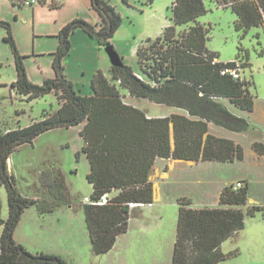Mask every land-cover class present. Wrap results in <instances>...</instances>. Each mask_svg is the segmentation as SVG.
I'll list each match as a JSON object with an SVG mask.
<instances>
[{
  "label": "trees",
  "instance_id": "trees-1",
  "mask_svg": "<svg viewBox=\"0 0 264 264\" xmlns=\"http://www.w3.org/2000/svg\"><path fill=\"white\" fill-rule=\"evenodd\" d=\"M10 1L25 6L22 0ZM213 1L231 8L237 15L234 27L243 35L253 26L264 29V0ZM91 3L101 17L100 27L81 18L67 22L57 34L58 46L52 53L54 74L40 84L28 78L25 56L17 50L11 25L0 20L17 73L11 87L26 100L53 93L58 103L55 111H45L39 120L0 131V183L5 187L8 206L7 218L0 217V264H64L55 254L30 252L13 237L23 209L38 199H28L17 191L7 162L20 145L32 143L41 133L81 125V151L89 163L86 179L92 187L84 213L95 253L108 251L117 235L127 230L134 208L152 203L153 183L149 175L157 158L219 162L243 159L240 144L211 134L208 129L212 123L233 132L248 131L249 122L232 114L224 102L251 111L254 96L245 78L234 79L221 73L223 67L234 66V61L241 68L239 56L223 62L206 47L207 28L197 22V17L206 12L204 1L173 0V25L165 27L157 37L144 39L136 49L139 73L122 58V65L110 66L109 77L97 70L92 75L89 93L82 95L67 79L62 63L71 49V34L81 29L101 47H113L114 32L121 24V15L107 0ZM121 88L131 97L178 108L184 113L148 116L143 109L123 100ZM252 147L264 154L263 142L255 141ZM45 186L53 188L49 180ZM104 194L108 196L107 202L94 204ZM177 206L171 264H216L236 255V250L222 253V242L244 228L245 215L261 212L264 217V206L249 202L247 183L239 188L225 185L216 207H193L186 196L177 198Z\"/></svg>",
  "mask_w": 264,
  "mask_h": 264
},
{
  "label": "rangeland",
  "instance_id": "rangeland-1",
  "mask_svg": "<svg viewBox=\"0 0 264 264\" xmlns=\"http://www.w3.org/2000/svg\"><path fill=\"white\" fill-rule=\"evenodd\" d=\"M109 1L121 15V24L112 38L113 47L124 58V62L139 73L134 50L147 37H156L165 26L173 25L170 8L173 0H153L151 3L147 0H129L130 4L124 0ZM203 1L206 12L197 17V21L207 28L206 47L223 62L235 60L239 56L240 76L249 81L248 89L253 96L262 99L263 27L253 26L243 35L242 31L234 27L237 15L230 7L217 5L213 0ZM15 11L24 16L18 20H15V14L9 16L11 18L7 22L11 25L12 38L19 54L27 56L23 61L28 78L40 84L43 76L52 77L53 73L51 57L37 53L38 46L42 43L49 47L58 41L34 37V27L28 14L30 7ZM35 28L38 31L37 26ZM5 36V28L0 27V131L24 127L33 120L41 119L45 111L51 113L58 108L53 93L26 100L25 96L19 95L11 87L17 73L13 51L10 43L4 40ZM70 40L71 50L62 60L64 73L77 92L85 95L89 93L92 75L97 70L103 69L105 75L109 76L106 68L108 64L111 65L110 59L105 48L99 47L94 39L86 37L81 30L71 35ZM243 65L246 66L242 68ZM120 92L125 102L153 116L166 115L168 111L169 107L151 103L144 98L131 97L125 89L121 88ZM234 112L240 113V110L234 109ZM80 127L57 128L41 133L32 143L20 145L7 162L17 191L28 199H38L23 209L13 230L14 239L32 253L57 255L64 264H171L178 213V206L172 202L173 193H193L197 202H201L198 191L204 186L208 185L213 193L218 180L233 179L244 170V165L239 161H200L192 165L176 163L167 183L152 179L158 181L161 194L167 192L165 201L168 202L154 200L153 203L134 208L128 219L127 230L117 235L108 251L95 253L84 213V205L89 202L92 187L86 179L89 166L81 151L83 140L79 134ZM250 127V131L258 132V129ZM243 143L246 145V139ZM161 164L162 159H157V168ZM202 177L205 180L198 184L195 180ZM47 180L52 183V190L45 186ZM253 185L252 193L261 195L259 184L254 181ZM0 204V217L6 219L7 194L1 183ZM217 205L207 204L208 207ZM244 222V228L234 237L224 240L220 246L222 253L236 250V255L216 264H264V217L261 212L255 216L245 215ZM1 231L0 224V234Z\"/></svg>",
  "mask_w": 264,
  "mask_h": 264
},
{
  "label": "crops",
  "instance_id": "crops-1",
  "mask_svg": "<svg viewBox=\"0 0 264 264\" xmlns=\"http://www.w3.org/2000/svg\"><path fill=\"white\" fill-rule=\"evenodd\" d=\"M107 1L110 3L109 0ZM152 1L147 0L146 2L151 3ZM128 4H130L129 0H128ZM24 7H30V12L28 14L30 15L32 25L34 27V34H35L34 37L36 36L42 37V38L48 37V38L57 39L58 41L57 34L59 30L73 18L84 19L90 22L91 24H93L96 28H99L102 23L101 17L97 13V11L93 8L91 0H63L60 4L55 5V6H51V0H43L40 4L34 5V6H18V5H14L10 0H0V20L8 21L11 18L9 17L11 14H15V20H18L19 17H22L24 15H20V13L15 11V9L20 10ZM36 26H37L38 31H36V28H35ZM165 27L163 28V30L165 29ZM78 30H81V29H76L75 31H73L71 35L76 34ZM162 32L159 35H161ZM85 34H86V37L87 36L90 37L89 35H87V33ZM147 38H154V37H147ZM83 39H86V38H83ZM57 45H58V42H55L51 44L49 47H45V45H42L41 43L38 46L37 53L43 54V55L48 54L51 57V62H52V57H53L52 53L56 50ZM98 46L101 47L99 44ZM71 47H72V44H71ZM137 47L138 46H136L134 50L135 56H136ZM36 48L37 46L35 45L34 46L35 51H36ZM136 62H137V57H136ZM110 66L111 65L108 64L106 68L109 75H110V72H109ZM99 70H101L104 73L103 69H99ZM52 73H53V68H52ZM47 77H50V76H47ZM44 78L45 77L43 76L41 81ZM224 104L226 105L227 109L232 114L245 118L249 122L250 126L254 128V130L258 129V132L248 130L243 133H238V132L227 130L223 127L217 126L212 123L208 124V129L211 134H214L219 137H225V138L232 139L235 143L240 144L243 148V159L242 160H234L232 162H220V163H234L236 161H239L244 165V170L240 171V173L233 179L218 180V185L214 189L213 193L210 191V187L208 185L204 186L200 191H198L201 197V200H202L201 202H197V198L193 195V193H187V192L176 193L175 192L173 193L174 201H172L174 202V205H177V198L180 196H186L190 198L192 202V206L196 208L208 207L207 204H211V203H214V205H217L221 189L225 185L232 184L233 182L240 180L243 183H247L248 185L249 202L264 206V154L257 153L252 147V144L255 141L264 143V97L262 99L255 98V97L253 98V109L251 111L240 109L228 101L224 102ZM234 109L240 110V113L234 112ZM172 112L184 113V111L181 109L169 107L166 115ZM147 115L153 116L151 115V113H148V112H147ZM244 139H246V145L245 143H243ZM157 159H162V164L160 165L159 168H157L156 166ZM157 159L154 163L153 170L151 171V174L149 175V179L153 183V201L162 199L163 202L165 203V202H168V201H165L167 199V192H164V194L160 193V186L158 185V181H161V182L164 181L167 183V180L170 179L171 177L170 176L171 171L173 170L176 163L185 162L187 164L192 165L193 163L200 162V161H185V160H179V159H163V158H157ZM215 162H219V161H215ZM246 163H249V165L245 166ZM88 166H89V163H88ZM152 179H155L158 181H153ZM201 179L198 178L195 181L196 182L198 181V184H200L201 181L205 180V178L202 177ZM254 181L259 184L261 193H262L261 195L252 193V190L254 187L253 185ZM262 237L263 235L261 236V238Z\"/></svg>",
  "mask_w": 264,
  "mask_h": 264
},
{
  "label": "built area",
  "instance_id": "built-area-1",
  "mask_svg": "<svg viewBox=\"0 0 264 264\" xmlns=\"http://www.w3.org/2000/svg\"><path fill=\"white\" fill-rule=\"evenodd\" d=\"M23 1V4L25 6H34V5H38L40 4L43 0H22ZM63 0H51V4H60ZM217 60V59H216ZM235 65L234 66H225L222 68L221 70V73L222 74H229L231 75L234 79H239L241 76H240V67L238 65V62L237 61H234ZM243 186V183L242 181L238 180L234 183V188H239V187H242ZM107 199H108V196L107 194H104L102 195L97 201L94 202V204H104L107 202ZM90 202V200H89ZM88 202V203H89Z\"/></svg>",
  "mask_w": 264,
  "mask_h": 264
},
{
  "label": "water",
  "instance_id": "water-1",
  "mask_svg": "<svg viewBox=\"0 0 264 264\" xmlns=\"http://www.w3.org/2000/svg\"><path fill=\"white\" fill-rule=\"evenodd\" d=\"M104 48H105V51L107 52V54L109 56L111 65H114V66L122 65L121 56L118 54V52L112 46H106ZM171 131H172V126H171Z\"/></svg>",
  "mask_w": 264,
  "mask_h": 264
}]
</instances>
